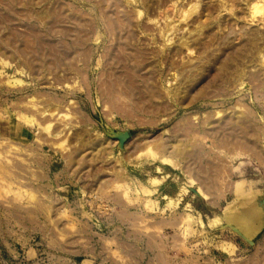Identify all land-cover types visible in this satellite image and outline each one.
Listing matches in <instances>:
<instances>
[{
	"label": "rangeland",
	"instance_id": "rangeland-1",
	"mask_svg": "<svg viewBox=\"0 0 264 264\" xmlns=\"http://www.w3.org/2000/svg\"><path fill=\"white\" fill-rule=\"evenodd\" d=\"M264 0H0V264H264Z\"/></svg>",
	"mask_w": 264,
	"mask_h": 264
},
{
	"label": "bare ground",
	"instance_id": "bare-ground-1",
	"mask_svg": "<svg viewBox=\"0 0 264 264\" xmlns=\"http://www.w3.org/2000/svg\"><path fill=\"white\" fill-rule=\"evenodd\" d=\"M260 4L258 3V4H255V6H254V14H253V16L254 15H258L259 13H262L263 11H264V5H262V7H260L259 6ZM256 16H254V18H255Z\"/></svg>",
	"mask_w": 264,
	"mask_h": 264
}]
</instances>
